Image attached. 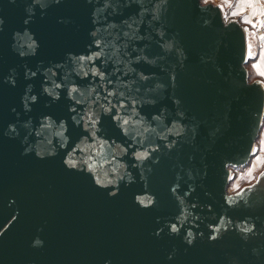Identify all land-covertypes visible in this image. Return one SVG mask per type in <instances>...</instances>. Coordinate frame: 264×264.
<instances>
[{"label":"water","instance_id":"95a60500","mask_svg":"<svg viewBox=\"0 0 264 264\" xmlns=\"http://www.w3.org/2000/svg\"><path fill=\"white\" fill-rule=\"evenodd\" d=\"M247 58L201 0H0V264H264Z\"/></svg>","mask_w":264,"mask_h":264},{"label":"rangeland","instance_id":"374dc122","mask_svg":"<svg viewBox=\"0 0 264 264\" xmlns=\"http://www.w3.org/2000/svg\"><path fill=\"white\" fill-rule=\"evenodd\" d=\"M246 0H201L202 4H214L220 6L224 19L226 21L236 20L238 15L246 12L244 7V2ZM261 3H264V0H260ZM259 5H261L259 3ZM255 16L253 18L255 21H252L251 25L242 23V21H238L244 28L246 32V41H247V59L248 63L246 67L249 72V80L250 82L258 80L257 74L254 71L253 63L258 57L262 44H264V38L259 37L256 33V24H259L261 18H264L262 9L258 10V8L254 7ZM262 15V16H261ZM258 22V23H257ZM264 171V117L262 120L261 130L259 132V136L255 141L253 155L250 161L244 165L239 167H231V176L230 183L228 186V193L234 194L240 191L245 186H249L253 184L259 178L260 174Z\"/></svg>","mask_w":264,"mask_h":264},{"label":"crops","instance_id":"0c3cea01","mask_svg":"<svg viewBox=\"0 0 264 264\" xmlns=\"http://www.w3.org/2000/svg\"><path fill=\"white\" fill-rule=\"evenodd\" d=\"M259 3L261 5H259ZM244 7L246 9V12L242 13L240 15L241 17H239L238 15L236 18H234V19H237L238 21L241 20L244 25L245 23H247L248 25H251L252 21H255L253 16L256 15L255 14L256 9L254 10V7L258 8V10L262 9L264 13V3H261L260 0H246L244 2ZM260 23L264 24V18H261L259 24ZM253 68H254L255 73L257 74L258 80H260L264 85V44H262L260 53L258 57L256 58L255 62L253 63Z\"/></svg>","mask_w":264,"mask_h":264},{"label":"built area","instance_id":"2783aa9c","mask_svg":"<svg viewBox=\"0 0 264 264\" xmlns=\"http://www.w3.org/2000/svg\"><path fill=\"white\" fill-rule=\"evenodd\" d=\"M256 33L259 37H264V24H258L256 26Z\"/></svg>","mask_w":264,"mask_h":264},{"label":"trees","instance_id":"16d2710c","mask_svg":"<svg viewBox=\"0 0 264 264\" xmlns=\"http://www.w3.org/2000/svg\"><path fill=\"white\" fill-rule=\"evenodd\" d=\"M248 63V62H247Z\"/></svg>","mask_w":264,"mask_h":264}]
</instances>
